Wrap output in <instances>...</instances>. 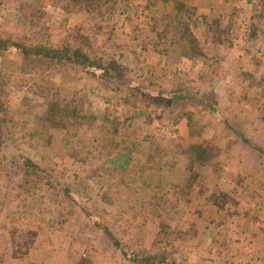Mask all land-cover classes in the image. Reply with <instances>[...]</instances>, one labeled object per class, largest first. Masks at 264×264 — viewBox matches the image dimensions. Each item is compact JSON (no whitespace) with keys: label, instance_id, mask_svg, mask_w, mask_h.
<instances>
[{"label":"rangeland","instance_id":"rangeland-1","mask_svg":"<svg viewBox=\"0 0 264 264\" xmlns=\"http://www.w3.org/2000/svg\"><path fill=\"white\" fill-rule=\"evenodd\" d=\"M51 1L0 0V37L53 48L79 29L121 75L35 73L0 53L10 113L0 136L1 264H138L160 253L161 264H264L263 0H97V19ZM186 6L196 8L197 38L204 22L220 24L232 45L202 40L204 55L184 58L164 24L186 19ZM56 93L86 120L34 134ZM206 147L213 164L197 160ZM28 160L39 168L32 177ZM162 221L178 231L173 244L156 239Z\"/></svg>","mask_w":264,"mask_h":264},{"label":"trees","instance_id":"trees-1","mask_svg":"<svg viewBox=\"0 0 264 264\" xmlns=\"http://www.w3.org/2000/svg\"><path fill=\"white\" fill-rule=\"evenodd\" d=\"M259 2V0H258ZM51 4L56 7H60L63 10H69L71 6H79L80 9L85 10L91 18L97 19L102 16V11L99 10V4L97 0H52ZM264 9V0L261 2ZM184 18L179 19L177 25L172 23L163 22L165 30L174 29L178 31V39L170 41L182 49L183 57L186 59H193L195 57L203 56L204 53L200 48L202 40L206 43H210L215 46H231L232 42L227 36H224L223 28L220 24L203 23V31H201L200 38L192 31V27L196 26V8L194 6H186L179 8ZM264 12V11H263ZM264 17V14L262 15ZM182 17V18H183ZM72 40H64L53 48L44 47L38 44L29 42L28 40L17 39L13 37H0V53L15 52L19 54L23 59L22 68L32 70V72H42L44 69L61 68L64 66H74L85 69H97L107 73L110 78H113V74L117 77L121 75V69L117 61L113 58L106 60L103 56L105 52H101L98 47H94L90 39L86 35H82L79 29H75L71 34ZM130 52L134 54L136 60L140 61L139 55L136 52L135 47H130ZM112 75H110V74ZM80 110L78 105L73 101H67L59 93H56L47 103L45 111L35 117L34 134H41L52 130L64 129L69 125H83L86 120L84 115L79 114ZM141 114V113H139ZM9 110L6 107L4 99L2 98V90L0 88V136L3 132V126L8 123ZM249 144V143H248ZM251 145V144H249ZM132 146V145H131ZM255 148V147H254ZM207 149V150H206ZM205 150V151H204ZM259 153L264 154V150L257 148ZM123 153H119L117 156H123ZM214 155V154H213ZM125 165L129 164L131 157L125 155ZM197 160L200 164H213L212 152L206 147L200 150L197 156ZM38 166L32 163L30 160L26 161L23 166L24 176L32 177L39 172ZM38 170V172H37ZM41 178V177H39ZM32 182V181H31ZM29 182V183H31ZM41 184L44 182L42 179ZM159 188L154 194L153 200L158 201ZM168 195V194H167ZM162 210L166 209V194H162ZM158 208L159 205H156ZM159 208V209H160ZM156 218H161L160 214L155 215ZM178 231L170 227L166 222H161L159 225V232L156 234V239L160 244L170 245L176 241V235ZM114 245L119 247L120 242L112 237ZM1 256V255H0ZM138 264H156L169 262L167 256L163 254H146L139 259L134 258L132 260ZM1 264V258H0ZM77 264H83L78 262Z\"/></svg>","mask_w":264,"mask_h":264}]
</instances>
